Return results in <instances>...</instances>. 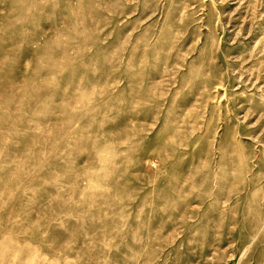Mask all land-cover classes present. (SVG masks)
I'll list each match as a JSON object with an SVG mask.
<instances>
[{"label": "rangeland", "instance_id": "obj_1", "mask_svg": "<svg viewBox=\"0 0 264 264\" xmlns=\"http://www.w3.org/2000/svg\"><path fill=\"white\" fill-rule=\"evenodd\" d=\"M0 264H264V0H0Z\"/></svg>", "mask_w": 264, "mask_h": 264}]
</instances>
